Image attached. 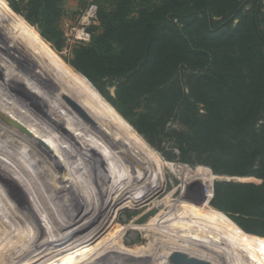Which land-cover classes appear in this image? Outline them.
Instances as JSON below:
<instances>
[{
	"label": "rangeland",
	"instance_id": "rangeland-1",
	"mask_svg": "<svg viewBox=\"0 0 264 264\" xmlns=\"http://www.w3.org/2000/svg\"><path fill=\"white\" fill-rule=\"evenodd\" d=\"M114 2L115 0H57L53 11L49 12H52L49 15L52 19L46 24L42 11L35 14L29 0H0V20L16 30L19 38L39 54L35 55L42 60L50 73L52 70L48 64L62 77L58 79L61 85L84 103L112 138L121 143L141 168L153 178L158 188L154 193L151 192L152 195L148 194L151 184H147V188L143 186L145 174L129 163L118 164L121 155L113 144L102 136L103 133L87 127V124L83 125L81 122L84 121L79 120L83 128L77 124L75 119H72V111L70 112L71 109L65 100L51 97L49 99L48 96V99L45 98L46 102L41 98L38 102L43 104L41 106L44 109L40 108L38 103V108L31 105L29 109L32 111H27L32 114L29 113L32 120L23 116L21 118L16 112L3 108L9 104L8 99L13 102V95H18L17 88H13V76L9 73V76L3 74L0 76V182H4L0 183V264H29V260L40 253L39 259L30 264H166L165 258L172 246L180 245L186 250L190 248L185 244L171 243L174 240L187 241L188 234L181 232L180 227L192 234H204L209 238L219 239L226 243L220 247L234 246L240 253L236 251L233 258L234 254L232 257L230 250L219 248L220 243L216 244L217 248L213 245L215 249H210L213 252L202 243L197 249L192 247L189 252L197 251L200 255H209L211 252L214 256L226 252L228 254L223 255L226 264H231V259H234V264H264V256L244 236L264 239V228L248 217L220 209L214 199L213 186L210 187L209 199H205L199 182L212 180L213 184L216 181L233 179L230 182L261 184L262 181L254 177L226 174L225 168L220 164H215L214 170L199 161L194 154L190 157L183 156L181 147H184L185 143H179L178 140L181 132H191L188 124H182L178 117L163 115L161 122L153 121L144 101L135 106L117 96L121 79L95 75L92 82L75 67V52L81 47L92 45L93 38L102 32L101 13L111 10ZM262 4L264 11V0ZM136 9L132 6L130 11L136 12ZM237 23L238 19L234 18L233 24ZM47 28L48 30H45ZM4 42L9 52L8 56L5 54L0 57V62L7 64L10 63L7 59L9 54L13 55L11 52L16 51L11 45L12 49H9L6 40ZM15 55L20 57L17 52ZM40 55L48 64H45ZM15 62L18 69L27 70L18 59ZM12 70L15 71L16 68L12 67ZM8 87L12 89L9 90ZM31 91L38 94L36 89ZM37 96L40 99L39 94ZM19 104L21 105V102ZM11 108L15 110L12 106ZM198 109L199 113L203 112L201 107ZM39 112L45 114L46 121L50 124H44V117L38 118ZM23 118L32 122L28 124ZM156 118L160 116L157 115ZM33 121L40 125L39 128ZM12 137L18 143L13 142ZM64 138L66 141H63ZM41 143L45 147L40 146ZM49 143L55 147L59 146V150L55 147L53 149ZM21 144L35 148L39 154H33L28 148L20 149ZM57 151H61L63 155L60 156ZM51 162H54L53 166ZM198 167L209 170V175L204 178L202 172L197 171ZM55 169L60 172V183L52 178L51 173L56 171ZM186 169L189 170L188 173H185ZM140 198L142 199L139 202ZM78 216L84 221H92L85 229L75 232L68 241L54 243L52 239L63 236L70 230V226L79 222ZM101 224L104 229H100V233L96 231L94 238L91 237V240L88 239L82 244L75 242ZM192 239L188 240L192 244H199ZM39 247L42 248L37 250ZM230 257L232 258L229 259Z\"/></svg>",
	"mask_w": 264,
	"mask_h": 264
},
{
	"label": "trees",
	"instance_id": "trees-1",
	"mask_svg": "<svg viewBox=\"0 0 264 264\" xmlns=\"http://www.w3.org/2000/svg\"><path fill=\"white\" fill-rule=\"evenodd\" d=\"M29 2L49 24L57 0ZM100 19L102 32L75 52V67L92 82L103 75L121 79L117 96L135 106L144 101L153 121L161 122L163 115L188 124L190 134L181 132L178 140L185 143L183 156L194 154L214 170L220 164L226 174L261 180L212 186L220 209L264 228L262 0H115ZM197 171L209 175L205 168ZM199 182L208 200L212 180ZM244 236L264 256V239Z\"/></svg>",
	"mask_w": 264,
	"mask_h": 264
},
{
	"label": "bare ground",
	"instance_id": "bare-ground-1",
	"mask_svg": "<svg viewBox=\"0 0 264 264\" xmlns=\"http://www.w3.org/2000/svg\"><path fill=\"white\" fill-rule=\"evenodd\" d=\"M8 42V44H9V49H14L17 53H18V55H20V57H17L16 55H15V53L14 52H11V53H13V55H11V54H9V57L7 58V56H8V50L6 49L7 47H6V45H5V40ZM0 57H2L3 55H5V54H7V56H6V58L9 60V62L10 63H5V64H3V63H1L0 62V76L2 77L3 76V74L4 75H7V73H9V75L12 77L13 76V78L15 79V81L17 80V82H15V81H13L14 82V86H13V88L14 87H16L17 88V93H18V95H16V93H15V95H13V93L11 94V95H13L15 98L13 99V102L12 101H10V99H8L9 101V104L7 103L6 104V106H3V108H5V109H9L11 112H13V113H15L16 115H18V116H23V117H25L26 119H28L29 118V120H32V119H30V118H32V114L30 115L27 111L29 110V111H32V109H29V107L32 105V106H34V107H36L37 106V108L40 106V108H42V109H44V107H42L41 105H43L40 101L38 102V100H41V98H46V99H48V96H49V99H50V97L51 98H56V99H59V100H61L62 101V99L63 100H65L66 102V105L68 104V106H69V109H71L70 110V112L72 111V114H73V117H72V119H75V121H76V123L77 124H79L80 126H81V123H83V125L84 124H87L88 126L87 127H89V128H93V129H95V130H97V132H100V133H103V137L105 138V139H107L108 140V142L109 143H111V144H113V146L117 149V151H118V153L121 155V159L123 160H121V159H119V163L118 164H130V166H132L133 168H135L137 171H142L141 173H144L145 174V178L143 177V186H147V184H151V187L148 189L149 191H148V194H151L152 195V193L151 192H153L154 193V191H156L157 190V185L156 184H154V181L152 180L153 178L152 177H150L142 168H141V166L136 162V160L134 159V157L131 155V153L127 150V149H125L122 145H121V143H119L118 141H116L114 138H112V136L110 135V133L108 132V130L96 119V117H95V115L84 105V103L83 102H81V100L79 99V98H77V96H75L74 95V93L73 92H71L70 90H68L67 88H65L63 85H61V82L52 74V73H50V71L45 67V65H44V63L42 62V60L39 58V57H37L36 55H34V54H32L29 50H27L26 48H25V46L24 45H22L18 40H17V38L9 31V30H7L1 23H0ZM12 46V48H10L11 46ZM12 51V50H11ZM13 56V57H12ZM5 58V57H4ZM17 59H18V61H20L21 63H23L24 64V66H25V68L27 69L25 72L22 70V69H18L17 68V65L15 64L16 62H15V60L17 61ZM1 60V59H0ZM6 61V60H5ZM19 66V65H18ZM12 67H15L16 68V70L14 71V70H12ZM24 68V67H23ZM7 69V70H6ZM22 70V71H21ZM28 71V72H27ZM39 72V73H38ZM41 74V75H40ZM9 75H7V76H9ZM6 76V77H7ZM5 77V76H4ZM8 78V77H7ZM12 79V78H11ZM10 79V80H11ZM2 80V79H1ZM8 80V79H7ZM3 82V81H2ZM6 83V82H5ZM12 84V83H11ZM2 85V84H1ZM8 86V85H7ZM11 86V85H10ZM21 87V88H20ZM9 88V87H8ZM11 88V87H10ZM9 88V90H11ZM25 88L27 89V90H25ZM38 90V94H39V97H40V99L39 98H37L38 96V94L36 95L34 92H32L31 90ZM1 90V89H0ZM8 92H10V91H8ZM12 92V91H11ZM1 93H3V91H1ZM6 93V92H5ZM33 93L37 96H33ZM6 94H8V93H6ZM5 94V95H6ZM1 95V94H0ZM9 95V94H8ZM3 96V95H2ZM13 96H11V97H13ZM21 96V97H20ZM34 97H36V98H34ZM4 98V97H3ZM9 98V97H8ZM45 99V101L47 102V100ZM43 100V99H42ZM25 103H24V102ZM44 101V102H45ZM50 101V100H49ZM54 101H56V100H54ZM21 102V105L19 104ZM34 102H37V103H34ZM43 102V103H44ZM59 102V101H58ZM28 103V104H27ZM38 103H39V106H38ZM56 103V102H55ZM61 103V102H60ZM30 104V105H29ZM48 104V103H47ZM47 104H46V106H47ZM62 104V103H61ZM60 104V105H61ZM1 106V105H0ZM11 106L13 107V108H15V110L14 109H12L11 108ZM19 106H22L24 109L22 110ZM67 106V107H68ZM64 107V106H63ZM26 109V110H25ZM34 109V108H33ZM41 109V110H42ZM36 110V109H35ZM37 111V110H36ZM48 111V110H47ZM38 112V111H37ZM64 112V111H63ZM55 113V112H54ZM59 113H61V112H59ZM33 114H35V113H33ZM41 114V115H40ZM53 115V114H52ZM0 116H2V114H1V112H0ZM41 116L42 117H44V119L45 120H43V122H44V124H50V122L49 121H46V116H45V114H42V113H40L39 112V117L38 118H40L41 119ZM64 116V115H63ZM50 117V116H49ZM52 117V116H51ZM62 117V116H61ZM79 117V118H78ZM22 118V117H21ZM20 118V119H21ZM24 119V118H23ZM22 119V120H23ZM26 119H24V120H26ZM43 119V118H42ZM48 119V118H47ZM58 119V118H57ZM51 120H55V119H51ZM60 120H61V118H60ZM79 120H82V121H84V122H79ZM42 121V120H41ZM59 121V120H58ZM74 121V122H75ZM28 122V124H30V122H32V121H27L26 120V123ZM1 123V122H0ZM33 123H34V125L36 124L34 121H33ZM32 123V124H33ZM52 123H53V121H52ZM63 124H64V122H62ZM61 123V124H62ZM23 124H25V123H23ZM32 124H31V126H32ZM39 124V123H38ZM43 124V125H44ZM3 125V124H2ZM13 127L15 126V125H13V124H11ZM18 125H19V123L16 125L17 127H18ZM27 125V124H26ZM37 125V124H36ZM15 126V127H16ZM20 126H22V127H24L23 125H20ZM19 126V127H20ZM38 126V125H37ZM40 126V125H39ZM39 126H38V128H39ZM63 126V125H62ZM68 126V125H67ZM71 126V125H70ZM86 126V125H85ZM29 127V126H28ZM36 127V126H35ZM64 127V126H63ZM82 127V126H81ZM26 128V127H25ZM41 128V127H40ZM60 128H62V127H60ZM75 128V127H74ZM77 128V127H76ZM79 128V127H78ZM83 128V127H82ZM88 128V129H89ZM16 129V128H15ZM23 129V128H22ZM48 129V128H47ZM85 129V128H84ZM87 129V128H86ZM30 130H32V129H30ZM39 130V129H38ZM62 130H65V129H62ZM51 131V130H50ZM66 131V130H65ZM85 131V130H84ZM1 132V131H0ZM27 132H28V130H27ZM53 132V131H52ZM32 133H33V131H32ZM38 133V132H37ZM69 133V132H68ZM100 133H99V135H100ZM4 134V133H3ZM20 134V133H19ZM46 134V133H45ZM53 134V133H52ZM51 134V135H52ZM97 134V133H96ZM29 135V134H28ZM38 135V134H37ZM57 135V134H56ZM65 135V134H64ZM73 135H74V133H73ZM35 136V135H34ZM33 136V137H34ZM83 136V135H82ZM90 136V135H89ZM16 137V136H15ZM37 137V136H36ZM45 137V136H44ZM54 137V136H53ZM76 137V136H75ZM80 137V136H79ZM52 138V137H51ZM90 138V137H89ZM103 138V139H104ZM9 139H11V138H9ZM36 139V138H35ZM38 139V138H37ZM76 139V138H75ZM11 140H13V142H15V143H18V142H16V140L14 139V137H12V139ZM46 140V139H45ZM49 140V139H48ZM52 140H53V138H52ZM89 140V139H88ZM96 140V139H95ZM7 141V140H6ZM31 141V140H30ZM44 141V140H43ZM63 141H66L65 140V138H64V140ZM62 141V142H63ZM81 141V140H80ZM90 141V140H89ZM93 141H94V139H93ZM97 141V140H96ZM10 142V141H9ZM27 142V141H26ZM26 142H24V143H26ZM50 142V141H49ZM105 142V141H104ZM107 142V143H108ZM23 143V142H22ZM5 144V143H4ZM11 144V143H10ZM20 144V143H19ZM32 144V143H31ZM35 144V143H34ZM50 144V143H49ZM48 144V145H49ZM53 144H54V142H53ZM53 144L51 145V146H53ZM40 145V144H39ZM14 146V145H13ZM20 146V145H19ZM28 146H29V144H28ZM40 146H44L45 147V145H43V143H41V145ZM70 146H72V145H70ZM83 146V145H82ZM95 146H96V144H95ZM100 146H101V144H100ZM10 147V146H9ZM12 147V146H11ZM15 147V146H14ZM43 147V148H44ZM49 147V146H48ZM55 146H53V149H57L58 147L56 146L55 148H54ZM80 147V146H79ZM25 148H28L29 150H31V152L34 154V153H36V154H39L38 153V151H36V149L35 148H32V147H27V145L25 146V144H21V148L20 149H23V150H25ZM49 148H51V147H49ZM68 148V147H67ZM99 148V147H98ZM100 148H102V147H100ZM3 149V148H2ZM80 149V148H79ZM105 149V148H104ZM116 149H115V151H116ZM46 150V149H45ZM50 150H52V149H50ZM58 150H59V148H58ZM62 150V149H61ZM66 150V149H65ZM73 150V149H72ZM87 150V149H86ZM110 150V149H109ZM84 151V150H83ZM116 151V152H117ZM53 152V151H52ZM57 152H59V151H57ZM100 152V151H99ZM111 152V151H110ZM114 152V151H113ZM30 153V152H29ZM60 153V156H61V151L59 152ZM69 153H70V148H69V152H68V155H69ZM115 153V152H114ZM123 153V154H122ZM19 154V153H18ZM58 154V153H57ZM72 154V153H71ZM75 154V153H74ZM82 154V153H81ZM1 155V154H0ZM48 155V154H47ZM63 155V154H62ZM67 155V156H68ZM79 155V154H78ZM116 155V154H115ZM119 155V156H120ZM33 156V155H32ZM32 156L30 157L31 159H36V158H32ZM50 156V155H49ZM48 156V157H49ZM58 156V155H57ZM57 156H55V157H57ZM74 156V155H73ZM10 157V156H9ZM55 157H54V159H55ZM62 157H65V156H62ZM75 157V156H74ZM79 157V156H78ZM78 157H77V159H78ZM117 157V156H116ZM54 159H52V160H54ZM60 159V158H59ZM66 159V158H65ZM111 159V158H110ZM113 159V158H112ZM6 160V159H5ZM37 160V159H36ZM51 160V161H52ZM27 161V160H26ZM79 161V160H78ZM77 161V162H78ZM39 162V161H38ZM47 162V161H46ZM50 162V161H49ZM49 162H48V164H49ZM64 162V161H63ZM67 162V161H66ZM44 163V162H43ZM53 163L54 162H51V166H53ZM80 163V162H79ZM117 163V162H116ZM68 164H70V163H68ZM10 165V164H9ZM45 164H43V166H44ZM110 165V164H109ZM114 165V164H113ZM74 166V165H73ZM115 166V165H114ZM122 166V165H121ZM46 167H47V165H46ZM51 168V167H50ZM53 168V167H52ZM79 168V167H78ZM120 168V167H119ZM128 168V167H127ZM81 169V168H80ZM42 170V169H41ZM49 170V169H48ZM56 171H52L53 172V174L54 173H56L57 175H59V170H58V172H57V169H55ZM77 171V170H76ZM20 172V171H19ZM27 172V171H26ZM111 172V171H110ZM189 172V170L188 169H186V171H185V173H188ZM51 173V172H50ZM77 173V172H76ZM5 174V173H4ZM52 174V173H51ZM25 175V174H24ZM69 175V174H68ZM131 175V174H130ZM138 175V174H137ZM28 176V175H27ZM70 176V175H69ZM135 177H136V175H134ZM2 178L4 177V176H1ZM48 177H50L49 176V174H48ZM59 177V176H58ZM79 177V176H78ZM53 178V177H52ZM132 178V177H131ZM130 178V179H131ZM139 179H140V175H139ZM138 179V180H139ZM5 180V179H4ZM34 180V179H33ZM63 180V179H62ZM132 180V179H131ZM135 180V179H134ZM133 180V181H134ZM141 181H142V179H140ZM65 181V180H64ZM77 181V180H76ZM81 181V180H80ZM204 181H206V180H204ZM66 182V181H65ZM69 182V181H68ZM71 182H73V181H71ZM82 182V181H81ZM126 182V181H125ZM0 183H4V182H0ZM24 183V182H23ZM42 183V182H41ZM60 183V182H59ZM75 183V182H74ZM127 183V182H126ZM125 183V184H126ZM128 183H129V181H128ZM135 184V183H134ZM137 184V183H136ZM9 185V184H8ZM76 185V184H75ZM131 185V184H130ZM5 186V184H3V188H5L4 187ZM77 186V185H76ZM132 186V185H131ZM139 186H141V185H139ZM1 187V186H0ZM60 187V186H59ZM61 187H63V186H61ZM132 187H134V186H132ZM153 187V189H151ZM11 188V187H10ZM24 188V187H23ZM126 188V187H125ZM147 188V187H146ZM18 189V188H17ZM126 189H128V185H127V188ZM141 189V188H140ZM7 190V189H6ZM20 190H21V188H20ZM24 190V189H23ZM124 190V189H123ZM3 191V190H2ZM4 192V191H3ZM2 192V193H3ZM6 192H8V191H6ZM18 192V191H17ZM145 192H147V190H145ZM0 193H1V191H0ZM21 193V192H20ZM121 193V192H120ZM4 194H6V193H4ZM17 194V193H16ZM124 194H126V193H124ZM147 194V195H148ZM120 195V194H119ZM123 195V194H122ZM122 195H120V196H122ZM70 196V195H69ZM127 196V195H126ZM125 196V197H126ZM48 197V196H47ZM70 197H72V196H70ZM118 197V196H117ZM60 198V197H59ZM73 198V197H72ZM142 198H140L138 201L140 202V200H141ZM40 200H41V198H40ZM74 200V199H73ZM116 200H118V199H116ZM131 200V199H130ZM127 205V204H126ZM29 206V205H28ZM96 206V205H95ZM113 206V205H112ZM125 206V205H124ZM19 207V206H18ZM102 207H103V205H102ZM40 209H41V207H40ZM97 209V208H96ZM100 211V210H99ZM109 211H110V209H109ZM96 213H98V212H96ZM46 214V213H45ZM48 214V213H47ZM81 214V213H80ZM109 214V213H108ZM50 215V214H49ZM90 215V214H89ZM107 215V214H106ZM95 216V215H94ZM80 216H78L77 218H78V221L79 222H77L76 224H74L73 226H70L69 228H70V230L66 233V234H63V236H61V237H59V238H54V239H52V241L54 242V243H60V242H66V241H68V239L71 237V236H73L74 234H75V232H79V231H81V230H83V229H85L87 226H89V223H90V221H92V220H90V219H86L87 221H84V219H80L79 218ZM89 217V216H88ZM92 217V216H91ZM98 217V216H97ZM38 218V217H37ZM87 218V217H86ZM92 218H96V217H92ZM101 219V218H100ZM39 220V219H38ZM69 220H70V218H69ZM96 220V219H95ZM99 220V219H98ZM31 222V221H30ZM71 222V221H70ZM75 223V222H74ZM93 223V222H92ZM105 223V222H104ZM100 224V223H99ZM75 226V227H74ZM62 227V226H61ZM71 227H73L72 229H71ZM91 227V226H90ZM53 228V227H52ZM93 228V227H92ZM100 229L102 230V229H104V227L102 226V224H101V226H96V228H94V230H91V232L89 233V234H87L85 237H82V238H80V239H78L77 241H75V242H78V243H80V244H82L83 242H87V240L89 239V240H91V237H93V235L95 234V232L97 231L98 233H100ZM180 229V231L181 232H186V234H188V235H186L187 237H188V239L189 238H193L192 240H195L196 242H198L199 244H192V242H190V240H188L187 239V241L185 240H178V241H180V242H178V241H176V240H174V241H172L171 243H173V244H185L186 246H190V248L188 249V250H190L192 247L195 249H197L198 247H199V245H202V244H204V245H207V247H209V250L210 249H213L214 247H213V245H218V243H220L219 244V248H222V247H220V245L221 244H225L226 245V243H224V242H222L221 240H219V239H215V238H209V237H207V236H205L204 234H192L190 231H187V230H185L184 228H179ZM56 233V232H55ZM97 235V234H96ZM95 235V236H96ZM192 235H194V236H192ZM94 236V237H95ZM197 236V237H196ZM93 237V238H94ZM34 239V238H33ZM48 239V238H47ZM51 239V238H50ZM85 240V241H84ZM42 241V240H41ZM49 241V240H48ZM51 241V242H52ZM202 243V244H201ZM46 244V243H45ZM49 245V244H48ZM203 245V246H204ZM217 245H216V247L215 248H217ZM228 245V244H227ZM44 246V245H43ZM77 246V245H76ZM203 246H201V247H203ZM223 246V245H222ZM42 247H39V248H37V250H39V249H41ZM69 248H71V247H69ZM73 248V247H72ZM214 248V249H215ZM228 250H230L231 251V256H232V254H234V253H236V251H238L237 249H234V246L232 247V246H227L226 247ZM226 248H222V249H226ZM66 249H68V248H66ZM65 249V250H66ZM171 249L172 250H170L169 252H168V255H167V257L165 258L166 259V264H168L167 262H169L168 261V257L170 256V254L171 253H173V252H181V253H184L187 257H190V258H195V259H198V260H201V261H204V262H207V263H209V264H226V261H225V259H223V257L224 256H226V254H228V253H226L225 252V254H222V256H221V254H220V256L219 255H212V253L210 252V254L208 255H200V254H197L196 252H189L188 250H186V249H184L183 247H181L180 245H176V246H172L171 247ZM234 249V250H233ZM208 250V251H209ZM220 250V249H219ZM227 250V251H228ZM207 251V252H208ZM210 251H212V250H210ZM223 251H225V250H223ZM229 251V252H230ZM234 251V252H233ZM54 252V251H53ZM56 252H59V251H56ZM213 252V251H212ZM216 252V251H215ZM219 252V251H218ZM233 252V253H232ZM238 253H240L239 251H238ZM41 254V253H40ZM40 254H36V256L34 255V254H32V255H34V257L31 255V257H33V259L31 258L30 260H29V264H30V262H35V260L39 257V255ZM54 254V253H53ZM230 254V253H229ZM224 255V256H223ZM235 255L236 254H234L232 257L233 258H235ZM48 256V255H47ZM63 256V255H62ZM229 256V255H228ZM29 257H30V255H29ZM43 257V256H42ZM49 257V256H48ZM59 257V256H58ZM232 257H230L229 259H231ZM237 257V256H236ZM226 258H228V257H226ZM39 259V258H38ZM43 259V258H42ZM51 259H54V258H51ZM55 259H57V258H55ZM15 260V259H14ZM233 262V264H234V259H231ZM236 260V259H235ZM17 261V260H16ZM46 261H47V259H46ZM51 261V260H50ZM39 262V261H38ZM26 263V262H25ZM48 263V262H47ZM231 263V264H232ZM227 264H229V263H227Z\"/></svg>",
	"mask_w": 264,
	"mask_h": 264
},
{
	"label": "water",
	"instance_id": "water-1",
	"mask_svg": "<svg viewBox=\"0 0 264 264\" xmlns=\"http://www.w3.org/2000/svg\"><path fill=\"white\" fill-rule=\"evenodd\" d=\"M52 176H53V178H54V180L56 182H59L58 181V179H59L58 176L59 175H57L56 173H54V174L52 173ZM231 180H233V179H230V180H227V181H231ZM211 187H212V184H211ZM168 261H169V262H167L168 264H209L207 262H204V261H201V260H198V259H195V258L187 257L184 253H181V252H173V253H171L170 256L168 257Z\"/></svg>",
	"mask_w": 264,
	"mask_h": 264
}]
</instances>
